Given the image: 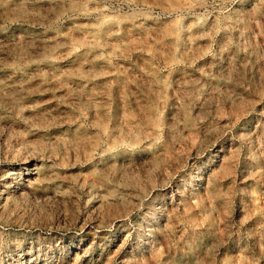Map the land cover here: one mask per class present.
<instances>
[{"label":"rangeland","instance_id":"rangeland-1","mask_svg":"<svg viewBox=\"0 0 264 264\" xmlns=\"http://www.w3.org/2000/svg\"><path fill=\"white\" fill-rule=\"evenodd\" d=\"M0 264H264V0H0Z\"/></svg>","mask_w":264,"mask_h":264}]
</instances>
